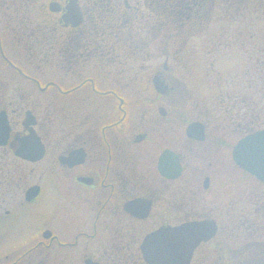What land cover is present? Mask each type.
<instances>
[{"label":"flooded vegetation","instance_id":"obj_1","mask_svg":"<svg viewBox=\"0 0 264 264\" xmlns=\"http://www.w3.org/2000/svg\"><path fill=\"white\" fill-rule=\"evenodd\" d=\"M213 17L214 0H0V264H182V225L204 220L188 264H264L262 205L236 259L215 216L229 138L233 159L262 127L205 85Z\"/></svg>","mask_w":264,"mask_h":264},{"label":"rangeland","instance_id":"obj_2","mask_svg":"<svg viewBox=\"0 0 264 264\" xmlns=\"http://www.w3.org/2000/svg\"><path fill=\"white\" fill-rule=\"evenodd\" d=\"M213 20L214 28L210 39L214 48L213 58L200 59L205 85L213 90L214 100L217 99V94L221 93V89H227L232 97L238 94L244 96L246 102L241 111L255 107L259 112V127H264V0H214ZM225 24L229 25V30L242 32L243 37L230 35L227 42L221 33ZM186 62L192 72L194 60L189 58ZM187 74L186 83L191 86L194 75L190 77V73ZM241 135L235 133L229 138V172L226 183L228 195L226 198L223 196L221 186L218 187L221 183L214 185L213 191L216 198L214 206L220 209L225 203L229 205L230 215L215 216L221 224H229L228 244L232 259L237 258L238 246L243 243L240 217L248 215L251 221H255V216H258L254 214L255 207L258 203L264 207V184L253 175L242 171L232 159V145ZM261 213L264 220V211ZM261 223L264 224V221L257 219V226L248 227L251 233L255 227L258 229ZM258 232L262 231L258 229ZM246 237V241L254 239L252 234Z\"/></svg>","mask_w":264,"mask_h":264},{"label":"water","instance_id":"obj_3","mask_svg":"<svg viewBox=\"0 0 264 264\" xmlns=\"http://www.w3.org/2000/svg\"><path fill=\"white\" fill-rule=\"evenodd\" d=\"M234 161L244 170L264 182V128L241 138L233 149ZM213 220L194 221L182 225V264H188L193 250L215 234Z\"/></svg>","mask_w":264,"mask_h":264}]
</instances>
